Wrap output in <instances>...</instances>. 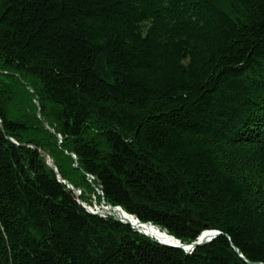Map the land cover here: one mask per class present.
Here are the masks:
<instances>
[{
  "label": "trees",
  "instance_id": "16d2710c",
  "mask_svg": "<svg viewBox=\"0 0 264 264\" xmlns=\"http://www.w3.org/2000/svg\"><path fill=\"white\" fill-rule=\"evenodd\" d=\"M0 264H264V0H0Z\"/></svg>",
  "mask_w": 264,
  "mask_h": 264
},
{
  "label": "water",
  "instance_id": "95a60500",
  "mask_svg": "<svg viewBox=\"0 0 264 264\" xmlns=\"http://www.w3.org/2000/svg\"><path fill=\"white\" fill-rule=\"evenodd\" d=\"M47 163L55 170V167H54V164H53V161L50 159V158H47ZM102 210L104 209H119L120 211H122L126 216H131L130 214H128L127 212H125L121 207L119 206H112L110 204H107V205H103L101 206ZM85 208L87 210H89L91 213H94V214H99V215H103V212L102 210H98V211H94L92 210L90 207H87L85 206ZM115 216V215H114ZM115 218L123 221V222H126V223H129L131 224L133 227H135L139 232H142L143 234L151 237L149 234H147L146 232L142 231L141 228L137 227L135 223H131L128 219H120L118 217L115 216ZM136 222L139 223L140 225H145V224H148L150 226H154L152 225L150 222H141L139 221L137 218H136ZM206 232V235L204 237H202L201 235L198 236L197 240L190 243V244H181L179 240L175 239L173 236H169L171 239H173L175 242H162L160 240H157V238L155 237V239L159 242V243H162V244H169V245H173V246H176V247H180L182 249H184L185 251H189V250H192L195 246L199 245V244H202V243H205L209 240H211L217 233V231H212V230H209V231H205ZM201 236V237H200Z\"/></svg>",
  "mask_w": 264,
  "mask_h": 264
},
{
  "label": "bare ground",
  "instance_id": "6f19581e",
  "mask_svg": "<svg viewBox=\"0 0 264 264\" xmlns=\"http://www.w3.org/2000/svg\"><path fill=\"white\" fill-rule=\"evenodd\" d=\"M65 182V181H64ZM77 194H79V192H77ZM86 206V205H85ZM84 206V207H85ZM103 206V205H102ZM87 207H90L92 210H94V211H98V210H102L101 208L100 209H98L97 207H95V206H93V207H91V206H87ZM120 207V206H119ZM89 211V210H88ZM125 211V210H124ZM102 212H103V215L102 216H105L104 214H110V215H112V216H116V217H118V218H120V219H128L131 223H135L136 224V226L137 227H139V228H141V230L142 231H144V232H146L147 234H149L151 237H156L157 238V240H160V241H162V242H166V243H168V242H175L176 243V241H174L173 239H171L169 236V234H167L165 231H162V230H160L158 227H156V226H150V225H148V224H145V225H140L139 223H137L136 222V217L134 216V215H131V216H126L122 211H120L119 209H104V210H102ZM126 212V211H125ZM112 213V214H111ZM115 216H114V218H115ZM117 219V218H116ZM139 220V219H138ZM123 222V221H122ZM126 223V222H125ZM132 226V225H131ZM205 231H209V230H205ZM205 231H203L200 235L202 236V237H204L205 235H206V232ZM213 231V230H212ZM200 236V237H201ZM198 238V237H197ZM176 239V238H175ZM178 240V239H177ZM166 245H169V244H166ZM171 246H173V245H171ZM176 247V246H175Z\"/></svg>",
  "mask_w": 264,
  "mask_h": 264
},
{
  "label": "rangeland",
  "instance_id": "374dc122",
  "mask_svg": "<svg viewBox=\"0 0 264 264\" xmlns=\"http://www.w3.org/2000/svg\"><path fill=\"white\" fill-rule=\"evenodd\" d=\"M95 207H97L98 209H100L101 208V206H96V205H94ZM112 214V213H111ZM104 215H110V214H104Z\"/></svg>",
  "mask_w": 264,
  "mask_h": 264
}]
</instances>
